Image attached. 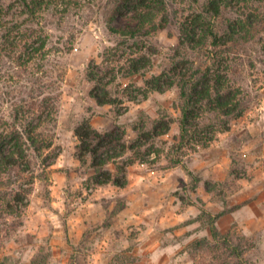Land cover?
I'll list each match as a JSON object with an SVG mask.
<instances>
[{
  "label": "trees",
  "instance_id": "trees-1",
  "mask_svg": "<svg viewBox=\"0 0 264 264\" xmlns=\"http://www.w3.org/2000/svg\"><path fill=\"white\" fill-rule=\"evenodd\" d=\"M20 12L12 18L0 0V248L22 225L38 178L41 161L57 159V130L66 75L64 59L74 49L96 11L104 14L115 47L93 61L86 71L92 83L90 96L98 106L123 107L135 101L136 90L146 99L153 93L178 94L174 109H160L157 117L142 116L126 129L97 130L90 120L75 133L81 163L90 164L92 185H129L128 168L134 158L158 156L160 139L179 125L173 153L207 148L219 132L251 109L253 97L248 76L256 63L264 64V0H16ZM132 21L115 26L120 17ZM174 24L178 42L165 55L158 74L153 73L159 50L151 33ZM112 51V52H111ZM119 52L124 55L119 56ZM122 57V59L120 58ZM142 75L143 86L122 85L120 72ZM125 76V77H126ZM116 165V172L108 166ZM172 164H182L174 158ZM192 175V174H191ZM198 179V178H196ZM209 189V188H208ZM211 191V190H209ZM214 217L202 209L212 240L192 244L200 252L213 251V264H251L249 239L223 234ZM51 250L42 248L32 264H50ZM123 258V257H122ZM119 261H130L125 257ZM0 264H5L4 262ZM112 264H115L112 263Z\"/></svg>",
  "mask_w": 264,
  "mask_h": 264
},
{
  "label": "rangeland",
  "instance_id": "rangeland-1",
  "mask_svg": "<svg viewBox=\"0 0 264 264\" xmlns=\"http://www.w3.org/2000/svg\"><path fill=\"white\" fill-rule=\"evenodd\" d=\"M2 4L9 19L21 11L16 0H2ZM133 17V13L120 17L114 24L124 25ZM178 36L174 24L151 33L159 50L153 73L160 72ZM115 41L104 14L96 11L65 57L57 130L60 156L39 163L30 205L22 225L0 248V263L32 264L46 248L52 252L50 264H213L217 253L192 247L202 238L213 239L209 226L201 220L204 209L219 216L217 225L223 234L249 239L251 264H264V64L257 62L253 75L248 76L251 109L231 124L230 131L217 133L207 148L173 153L180 132L175 124L157 145L160 156L135 158L129 153L124 158H134L126 188L96 186L90 182V164L81 163L78 157L75 130L80 123L88 119L101 132L121 127L133 139L132 126L142 116L155 119L160 109L180 116L174 109L175 90L153 93L148 99L131 90L137 99L126 101L122 108L100 107L91 98L93 85L86 71L93 61L102 63L101 55L112 50ZM123 55L119 52L118 58ZM120 68L124 86H143L152 74L126 76ZM174 158L182 159V164L173 165ZM108 168L116 172L115 164ZM118 257L130 261L116 262Z\"/></svg>",
  "mask_w": 264,
  "mask_h": 264
}]
</instances>
